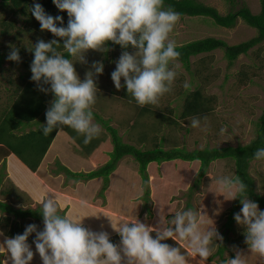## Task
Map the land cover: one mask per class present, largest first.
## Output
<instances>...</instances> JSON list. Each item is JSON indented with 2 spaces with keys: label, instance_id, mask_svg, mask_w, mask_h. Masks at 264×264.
<instances>
[{
  "label": "rangeland",
  "instance_id": "rangeland-1",
  "mask_svg": "<svg viewBox=\"0 0 264 264\" xmlns=\"http://www.w3.org/2000/svg\"><path fill=\"white\" fill-rule=\"evenodd\" d=\"M198 1L216 8L221 14L237 10L242 6L249 7L253 13H258L260 9L259 0ZM1 20L15 21L16 28L22 30L27 25L25 18L10 10L8 6L0 5ZM14 30L12 28L9 35H0V49L3 53L0 65V115L23 87L21 74L30 70L23 62L34 56L31 50L35 44L40 40L46 42L52 39L48 37V31H41V28L39 30L35 28L31 32L26 29L27 32L19 36L14 35ZM256 34L257 29L247 25L240 18L235 26L225 28L215 24L207 16H183L174 26L169 39L175 41L176 45H180L212 36L221 38L228 44H236L248 40ZM13 48L19 52V61L8 59ZM105 49L101 51L88 50L83 53V61L72 57L70 59H73L81 81L86 78L88 71L94 72L92 68L94 62L103 63V73L98 75L94 73L97 94L96 102L92 105V112L116 128L124 142L144 149L152 146V138H154L163 149L178 147L191 151L203 147L244 145L255 137L256 121L264 108V41L255 45L247 54L238 56L231 65L224 58L223 51L219 49L208 54L191 57L189 69L176 61L180 68L171 86V91L164 94L157 105H148L154 114L146 113L141 118L137 116L136 111L140 106L137 105L134 98L127 93L126 88L117 90L111 79V73L116 68L115 62L118 61L121 54L124 51L134 54L137 50L114 49L106 44ZM185 82L191 86L189 90L183 87ZM195 88H199L205 96L212 97L209 111L200 116L181 118L184 97L186 93ZM54 98V95L49 92L46 108L51 107L50 101ZM161 116H166V119ZM193 117L200 119V127H191L190 120ZM205 117L206 119H204ZM39 120L25 123L23 130L27 128L26 126L29 130L36 129L38 123L45 122L44 118L40 117ZM136 120L139 121V124H145L144 129L148 132V137L144 140L137 138L138 129L134 126L138 122ZM93 123L98 124L101 128L99 136L95 138H101L103 141L88 157L67 132L58 131L36 172L46 185L40 184L37 177L34 176L20 177L16 180L19 184L21 183L20 186L12 177L8 176L6 166L0 164V171L4 174L2 188L13 189L14 192L13 197L7 198L0 195V199L14 207L35 208L41 206L39 202L42 199L52 198L56 195L61 204L60 211L66 208L65 214L74 219H80L83 226L89 230L108 231L110 236L116 233L113 232L109 218L105 214H109L117 220L121 218L137 219L149 227L174 228L171 221L176 212L192 209L203 217V223L200 225L201 231L215 227L220 236L226 237L227 249L223 254L224 258L234 251V246L243 253L248 250L247 244V247H244V227L234 219L235 213L239 212L242 204L237 203L236 199H227L224 194L220 193V186L216 183L219 177L235 176V167L231 160L212 161L206 174L199 182L195 181L199 168L198 161L179 159L160 164L150 163L146 168L149 186L148 198L150 199L147 204L143 200L145 187L138 171V162L131 155H126L119 160L106 184L101 177L86 181L67 179L65 173L58 170L60 165L67 167L72 172H89L101 166L109 157L108 153L112 149L110 135L102 122L95 116ZM150 128H153V131H150ZM20 132L22 131L20 130ZM249 174L254 180L255 193L264 198V160L251 161ZM68 195L76 196L79 202L70 200ZM16 196L19 198H14ZM28 196L32 199H28ZM81 198H85V203L81 202ZM258 205L261 210H264L263 205ZM68 206L70 207L69 213H67ZM147 208H150L152 217L147 213ZM7 215L9 214L0 211V221ZM9 216L12 221L13 217ZM230 218H232L231 230H227L226 224ZM18 223L24 228V231L29 224L37 225L38 230L41 231L44 226L43 221H36L32 218L18 220ZM9 227V225L5 226L3 222H0V245H3L5 238H9L5 234ZM34 238L35 233L28 240L35 253L30 264H42L35 244L32 242ZM220 242L221 240L213 239L212 255L203 264L219 263L221 255L215 257L213 255ZM181 244L188 248L189 252L192 251L187 241H181ZM9 256L10 254L7 252L1 254L2 264H6L7 261L8 264H11ZM256 257L258 260L261 259L257 254ZM210 258L212 260L208 261ZM186 261L187 264H200L199 256H188ZM261 263H263L262 259Z\"/></svg>",
  "mask_w": 264,
  "mask_h": 264
},
{
  "label": "clouds",
  "instance_id": "clouds-1",
  "mask_svg": "<svg viewBox=\"0 0 264 264\" xmlns=\"http://www.w3.org/2000/svg\"><path fill=\"white\" fill-rule=\"evenodd\" d=\"M53 3L61 12H67L66 26L57 24H64L63 16L47 14L39 3H34L28 11L40 22L41 31L47 30L63 38V49L70 57L83 61V53L106 50L108 41L125 49L131 46L137 51L134 54L124 51L115 62L116 68L111 73L115 88H126L140 107L157 105L159 99L171 91L180 68L176 63L180 52L169 35L180 15L171 7L165 8L164 0H53ZM57 44L56 40H40L34 46L31 80L36 82L40 92H51L55 97L46 112L42 133L47 136L58 126H68L88 144L101 132L100 126L93 123L92 105L97 94L94 73L102 74L104 65L94 62V72L88 71L81 81L73 59L57 52L54 48ZM8 59L19 61L18 50L13 48ZM183 87L191 88L187 82ZM190 121L191 127H200L199 118L193 117ZM254 159L264 160V148L256 150ZM216 183L227 199L240 198L242 207L234 219L244 227V247L248 246L251 254L264 257V210L248 198L247 185L238 176L219 177ZM39 203L43 230L29 224L23 234L5 238L0 245V254H10L11 264H30L33 260L35 253L28 242L33 233L32 242L42 264H187V256H199L203 264L212 255L213 239H223L215 227L201 231L203 217L192 209L176 212L171 221L174 228L149 227L137 219L117 220L105 214L113 232L120 237L116 244L110 240L108 231H92L83 226L80 219L60 215L61 204L56 195ZM169 238L177 240L180 246L161 242ZM181 241H187L192 251ZM181 247L186 252L182 253ZM233 250L235 257L226 264H245L241 250L235 246Z\"/></svg>",
  "mask_w": 264,
  "mask_h": 264
},
{
  "label": "trees",
  "instance_id": "trees-1",
  "mask_svg": "<svg viewBox=\"0 0 264 264\" xmlns=\"http://www.w3.org/2000/svg\"><path fill=\"white\" fill-rule=\"evenodd\" d=\"M259 2L260 9L258 13H253L249 7L242 6L237 10L221 14L216 8L206 5L198 0H164V7H171L175 12L179 13L180 17L207 16L210 17L215 24L225 28H232L240 18L247 25L257 29L256 36L236 44H228L221 38L208 36L177 45L176 50L180 52V57L177 61L184 65L186 69H189L191 65V57L198 56L200 54H208L219 49L223 51L224 58L228 64L231 65L238 58V56L247 54L255 45L264 41V0H259ZM34 3L41 4L45 12L49 15L54 17L57 15L63 16L64 24L60 25V23L57 22L58 26L67 25V12H61L53 3V0H1L0 5L4 7L8 6L10 10L17 12L23 18H25V22H27L25 28L28 29V32H31L35 28H37V30L40 29V22L37 21L35 17L32 16L28 11V9ZM12 28L15 29V36H19L20 34L27 32L25 28L24 30L21 28L17 29L15 26V21H0V35H9L12 31ZM47 35L52 39H49L46 42H51L53 40L58 41V44L54 45V48L57 52L63 54L65 58L70 59V55L63 49V38L56 37L50 31L47 32ZM106 45H109L114 49H134L131 46L125 49L119 44H115L111 41L106 42ZM31 52L34 53V48L31 50ZM2 59L3 53L0 49V65ZM33 60L34 56L31 59H27L23 62L26 67L30 68L29 71L21 74V78H23V87L17 97H15V99L10 102L8 108L2 110V114L0 115V160L2 159L0 163L2 166H5V157L8 154L13 153L32 172H37L42 160L48 153L50 146L53 143L54 137L60 130L67 132L78 144V146H80L82 152H85L87 157L93 153V151L103 140H101V138H94L90 143L84 144V138L82 135L78 134L68 126H58V129H54L49 135H43L42 126L43 124H46V112L49 109L46 108L48 93L40 92L37 89L36 82L31 80V64ZM211 99L212 97L205 96L199 88L189 91L184 97L180 117L185 118L189 116H200L205 114L209 111ZM136 112L139 118L143 117L146 113H153V111L151 112L148 105L140 107ZM93 116L97 117L98 120L102 122L103 126L110 135L112 149L108 153L109 157L101 166L89 172H72L67 167L60 165L58 170L64 172L67 179L86 181L101 177L106 184L110 173L116 169L119 160H121V158L126 155H131L138 162V171L141 175L143 186L145 187L143 200L145 204H147L149 203L150 199L148 198L149 186L146 168L150 163L156 162L160 164L161 162L179 159L184 161H198L199 168L195 181L199 182L200 179L206 174L212 161L217 159H227L233 161L235 167L234 177L238 176L247 185L246 194L248 198L264 206V198L258 196L255 193L254 180L249 174L250 163L251 161L255 160L254 153L258 148H264V108L256 121V135L248 143L237 146L228 145L203 147L191 151L178 147L163 149L154 140V138H152L153 144L150 148H138L133 144L124 142L119 136L117 129L109 125L107 120L100 118L95 113H93ZM40 117L41 119H45L44 123L37 126L36 129L20 132V130H23V125L25 123H31ZM161 117L166 119V116ZM144 125L139 124V121L134 125L138 129V140H144L148 137V132L146 129H144ZM149 130L153 131V128H150ZM3 176L4 174L0 171V195L7 198L11 196L13 197V189L2 188ZM14 198L18 199L19 197L16 196ZM236 202L240 203L239 197L236 198ZM0 211L13 217V220L11 221L10 216L7 215L4 216L0 221L3 222L5 226H10L9 230H6L5 232L6 236L8 237H14L16 234H23L24 228L21 227V225L18 223V220L32 218L36 221H43L42 206H36L35 208L14 207L8 202L0 199ZM65 212L66 208L59 211V214L65 215ZM232 212H234V209H232ZM147 213L150 215V217H152L150 208H147ZM231 222L232 218H230L226 224L227 230H231ZM152 235L155 238V232H153ZM110 240L113 243L119 244L120 237L118 234H114L110 236ZM161 242L170 244L173 247L180 246L177 240L171 238ZM226 249L227 239L224 237L218 244L217 250L213 255L214 257L221 255L219 256L220 258L218 264H226L230 258L235 257L236 252L233 251L230 252L228 257L224 258L223 254ZM181 252H186L185 248L181 247ZM242 254L244 255L243 259L245 260V264L261 263L262 257L258 260L256 254H251L249 250L245 251V253L242 252ZM186 258H188V256ZM211 258L208 261L212 260ZM7 262L6 264H8ZM0 264H2L1 254ZM261 264H264V260Z\"/></svg>",
  "mask_w": 264,
  "mask_h": 264
},
{
  "label": "crops",
  "instance_id": "crops-1",
  "mask_svg": "<svg viewBox=\"0 0 264 264\" xmlns=\"http://www.w3.org/2000/svg\"><path fill=\"white\" fill-rule=\"evenodd\" d=\"M39 120V119H37ZM36 121V120H35ZM40 121V120H39ZM42 124V123H40ZM39 123L37 124V126L40 125ZM36 126V127H37ZM27 128L24 129V130H21L22 132L23 131H28L29 128L28 126H26ZM2 161V159L0 160V162ZM5 166H6V171L8 173V176L12 177L16 184L20 185L21 186V183L19 184L16 180H18L20 177H34L36 176L37 177V181L40 183V184H45V181L42 179V177H39L37 176L36 172H32L15 154L13 153H10L8 154L6 157H5ZM1 164V163H0ZM22 172H25L24 174ZM23 189V188H22ZM69 196V199L70 200H74V201H78V198L74 195H68ZM66 196V197H68ZM29 197V196H28ZM76 197V198H75ZM29 199L31 200L32 198L29 197ZM34 199V198H33ZM36 200V199H35ZM34 200V201H35ZM80 200H82L81 202L85 203V198H81ZM79 202V201H78ZM70 211V207L68 206L67 208V213H69ZM264 260V258H262Z\"/></svg>",
  "mask_w": 264,
  "mask_h": 264
}]
</instances>
